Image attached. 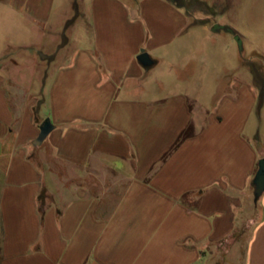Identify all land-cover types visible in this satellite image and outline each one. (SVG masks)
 <instances>
[{"label":"crops","instance_id":"0c3cea01","mask_svg":"<svg viewBox=\"0 0 264 264\" xmlns=\"http://www.w3.org/2000/svg\"><path fill=\"white\" fill-rule=\"evenodd\" d=\"M6 2L43 37L57 29L55 0ZM81 4L62 56L0 53V264H264L251 71H208L191 37L215 23L194 26L177 4ZM191 41L199 68L186 78Z\"/></svg>","mask_w":264,"mask_h":264},{"label":"rangeland","instance_id":"374dc122","mask_svg":"<svg viewBox=\"0 0 264 264\" xmlns=\"http://www.w3.org/2000/svg\"><path fill=\"white\" fill-rule=\"evenodd\" d=\"M137 3V0H125ZM177 4L187 13L190 23L221 24L230 29L218 32H195L191 40H197L200 51L208 57L212 74H240V65L253 74L254 87L259 91L260 101H264V0H166ZM82 0H55V14L50 27L57 29L48 37L38 34L37 28L28 22L23 15L15 14L8 8L6 0H0V53L19 54L14 47L21 44H32L39 49L38 53L50 59L54 55H63L68 48L69 40L81 35L79 27L73 25L84 22L82 17ZM133 5V4H132ZM213 27V26H212ZM41 33V32H40ZM43 37V38H42ZM241 42V49L239 41ZM55 39H58L57 41ZM190 42L189 56L184 64L186 78H191L199 68L194 49ZM196 43V42H195ZM72 44V43H71ZM45 51H43L42 47ZM214 57V58H212ZM207 71V72H208ZM178 71L174 72L177 73ZM239 73V74H238ZM240 76V75H239ZM213 79H211L212 81ZM207 96H209L207 94ZM196 108V104H192Z\"/></svg>","mask_w":264,"mask_h":264},{"label":"water","instance_id":"95a60500","mask_svg":"<svg viewBox=\"0 0 264 264\" xmlns=\"http://www.w3.org/2000/svg\"><path fill=\"white\" fill-rule=\"evenodd\" d=\"M222 29L229 30L230 28L221 24H214L212 27L213 32H218ZM239 41V38H237ZM240 49H241V42L239 41ZM138 62L142 65L144 68H149L152 66L153 61L150 58V56L144 52L141 51V53L137 57ZM53 129L52 124L50 123L49 119H46L43 124L39 128V134L35 141L33 142L34 146H39L42 144L44 139L47 137V135L50 133V131ZM253 187H254V195H255V201L257 202L261 195L264 193V158L260 160L259 162V170L257 172V175L253 181Z\"/></svg>","mask_w":264,"mask_h":264}]
</instances>
